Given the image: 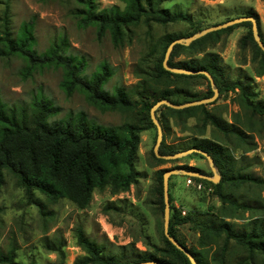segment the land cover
Wrapping results in <instances>:
<instances>
[{
  "label": "trees",
  "instance_id": "obj_1",
  "mask_svg": "<svg viewBox=\"0 0 264 264\" xmlns=\"http://www.w3.org/2000/svg\"><path fill=\"white\" fill-rule=\"evenodd\" d=\"M73 1L75 9L72 15L77 26L94 28L98 41L109 36L114 48L123 47L125 30L140 23L146 26L150 23L162 26L193 24L187 14H174L166 9H159L154 6L152 0H118L124 5L122 10L117 6L99 10L94 0ZM241 17L255 19L259 33V20L254 13ZM240 26L249 29L246 36L241 38L240 47L244 50L248 43L251 44L254 74L256 77H263L264 52L253 39L251 23L244 22ZM235 28L236 26H233L210 33L188 47L174 46L167 65L174 69L204 71L211 76L219 93L237 92L236 104L243 115L242 119L238 113L234 116L233 123L223 122L210 114L205 106L184 110H172L162 106L155 112V118L162 128L169 117L184 122L197 115L201 122L199 134L202 135L206 126L210 125L224 137L223 142L202 140L192 148L206 153L220 175V182L217 185L212 184V190H208L212 191L211 194L220 202L217 213H192L181 217L180 212L170 205L169 236L186 248L178 239L176 228L189 224L190 228L199 234L198 249L188 250L197 264H264V198L259 200L254 197L256 193H264V175L255 177L240 171L234 172L236 160L232 156V152L238 148L237 145H241L243 138L249 136L248 133L258 132L261 125L256 122V118L264 120V101H256V95L250 90L249 82L236 81L227 84L223 80L220 58L216 54L206 52L208 47L219 42L222 35L229 34ZM197 32L199 28L183 36L167 35L160 39L151 47L148 58L142 59L135 67L137 84L129 89L115 87L108 92L104 90V86L111 78L112 72L106 64H101L87 77L85 62L66 54L64 40L54 42L42 53H38L35 50L33 23H22L13 36L4 13L0 26V58L21 60L24 64L20 71L23 80L46 69H57L61 71L59 88L66 98L75 93L80 94L89 106L100 113L127 114L137 108L139 111L135 123L124 122L117 126L104 127L87 120L83 114L70 116L60 122H49L57 115L58 109L42 98L41 94L31 104L30 114L0 102V191L5 171L14 178L17 187L24 191L28 200H31L33 192H38L50 204L66 200L77 210L83 211L89 207L95 192L102 193L107 190L111 196H118L137 185L141 178L140 173L135 170L140 134L155 127L150 118L151 108L162 100L180 105L207 99L213 95L205 76L172 74L162 66L165 52L171 42ZM261 41L264 45V41ZM181 56L185 57V60L175 62ZM195 80L205 82L207 93L200 96V93L190 91L191 82ZM179 84L183 86L179 87ZM251 150L250 145L245 153ZM158 152L162 156L176 154L163 143ZM151 158L153 168L168 162L156 158L153 150ZM175 169L203 174L187 165ZM167 171L168 169H161L154 172V196L162 216V177ZM191 179L201 183L204 190L205 185H210V182L205 180ZM239 189L244 193L242 197L235 195ZM107 206L108 209L113 208L112 203ZM247 213L248 218H244ZM226 218L244 220L245 223L236 229L234 224L225 221ZM161 237L162 248L150 247L152 252L139 253L134 244L130 243L119 248L120 256L112 258L104 256L102 248L90 242L81 227H76L75 244L83 251L84 256L74 264H138L149 261L160 264H190L187 257L177 250L163 233ZM63 248V242H52L48 248L49 253L57 256L55 264H64ZM208 250L211 251L209 258ZM0 264H17L13 247L5 254L0 253Z\"/></svg>",
  "mask_w": 264,
  "mask_h": 264
},
{
  "label": "rangeland",
  "instance_id": "obj_2",
  "mask_svg": "<svg viewBox=\"0 0 264 264\" xmlns=\"http://www.w3.org/2000/svg\"><path fill=\"white\" fill-rule=\"evenodd\" d=\"M94 1L99 10L113 6L122 10L124 7L118 0ZM152 2L157 8L166 9L170 13L187 14L193 22L192 26L184 23L166 26L150 23L146 26L140 23L125 30L123 47L114 48L109 36L98 41L94 28L77 26L72 15L75 9L73 0H0V26L4 13L13 36L22 23L32 22L35 50L38 53H42L52 43L64 40L66 54L85 62L87 77L101 64H106L112 72L111 78L104 86V90L108 92L115 87L129 89L136 85L138 79L134 75L135 67L142 59L148 58L151 47L167 35L183 36L197 28L200 31L254 13L259 20V33L264 41V0H152ZM240 25H235L236 28L229 34L222 35L219 42L208 47L206 52L216 54L220 58L223 80L227 84L236 81L249 82V88L256 95V101H264V76L256 77L254 74L251 44L248 43L244 50L240 47L241 38L246 36L249 30ZM184 60L185 57L181 56L175 62ZM23 67V62L17 58H0L2 104L18 111L25 110L30 114L31 104L41 94L42 98L58 109L57 115L49 122L64 121L78 114H83L87 120L104 127L136 122L138 108L127 114L100 113L89 106L80 94L75 93L66 98L59 88L60 70L46 69L23 80L20 75ZM191 84V92L200 93V96L207 93L204 81L195 80ZM236 93L218 92L217 99L206 105V110L223 122L233 123L234 116L241 114L236 104ZM242 117L241 114L240 118ZM256 122L261 125L258 132L248 133L249 136L243 138L244 142L237 145V150L232 152L236 160L234 172L240 171L243 174L263 177L264 120L256 118ZM165 124L164 128L160 126L161 144L175 153L190 150L202 140L224 141V137L210 125L206 126L202 135L199 134L201 122L197 115L184 122L169 117ZM156 137L155 127L140 134L135 164V170L141 175L138 184L116 197L111 196L107 190L102 193L95 192L89 207L83 211L77 210L66 200L50 204L38 192H33L31 200H28L24 191L17 187L14 178L4 171L0 191V253L5 254L13 247L17 264H55L57 256L49 253L48 248L52 242H63L64 264H74L77 259L84 256L83 251L75 244L76 227H81L84 236L102 248L104 256L112 258L120 256L119 248L130 243L134 244L139 253L152 252L150 247L162 248L163 216L158 211L157 199L154 196L156 185L154 172L187 165L198 169L206 176L212 177V174L206 159L198 154L168 161L153 168L151 151L155 146ZM247 145H251L252 150L245 153ZM216 173L220 177L217 171ZM186 179L181 174L169 178V205L178 210L181 217L192 213L216 214L220 202L211 194L212 191H208L212 190V183L204 184L205 190L198 191L187 187ZM220 180L221 178L219 182ZM235 195L242 197L244 193L239 189ZM254 197L261 200L264 193H256ZM109 203L113 204L112 209L107 208ZM248 216L247 213L244 218ZM225 221L234 224L236 229L245 223L244 220L228 218ZM176 234L186 249H198L199 234L193 231L189 224L178 226ZM208 255L209 258L211 251Z\"/></svg>",
  "mask_w": 264,
  "mask_h": 264
},
{
  "label": "water",
  "instance_id": "obj_3",
  "mask_svg": "<svg viewBox=\"0 0 264 264\" xmlns=\"http://www.w3.org/2000/svg\"><path fill=\"white\" fill-rule=\"evenodd\" d=\"M244 22H250L251 23V30H252L253 39H254L255 43L257 44V46L261 49V51L264 52V45H263V43L260 39L259 33H258L257 23H256L255 19H253L252 17H240V18L232 19L230 21L220 23V24L208 27L206 29L200 30L199 32H197V33H195L189 37L174 40L173 42L170 43V45L168 46V48L165 52L164 59L162 62L163 69L169 73H172V74L187 75V76H190V75H203V76H205L207 78L209 84H210L213 95L207 99L189 102V103H184V104H180V105H175V104L170 103L169 101L162 100V101L157 102L150 110V118H151L153 125L156 128V133H157L156 143H155V146L153 148V153L156 156V158L162 159L164 161H173V160L184 158V157L191 155V154H198L201 157L206 159L208 166L210 168L211 174H212V177H209V176H206L203 174L186 172V171H183L180 169H171V170H168L167 172H165L163 174V177H162L163 205H164V208H163V234H164V237L177 250L182 252L187 257L190 264H197V263L195 262L192 255L189 253L188 249L181 246L177 241H175L172 237H170L169 233H168L169 218H170V205H169V197H168V180L171 176H176V175L181 174L184 177L198 178V179L210 182L213 185H217L219 183L220 177L216 173V169L214 167L212 159L206 153H204L198 149H190V150H187L184 152L176 153L174 155H164V156L160 155L158 150H159V147H160V144L162 141V131H161L160 125L158 124V122L155 118V112L158 108H160L162 106L168 107L172 110H184L187 108H192V107H197V106H206V105L212 104L217 99L218 90L215 88L214 82L208 73H206L204 71H193V70H183V69L170 68L167 65L170 54L173 50V47L176 45H182V46L188 47L193 42L205 37L206 35H208L210 33L221 31V30L227 29L229 27L239 25V24L244 23ZM138 264H160V263L149 261V262H143V263H138Z\"/></svg>",
  "mask_w": 264,
  "mask_h": 264
},
{
  "label": "built area",
  "instance_id": "obj_4",
  "mask_svg": "<svg viewBox=\"0 0 264 264\" xmlns=\"http://www.w3.org/2000/svg\"><path fill=\"white\" fill-rule=\"evenodd\" d=\"M185 184L187 185V187H191L194 188L195 190L201 191L204 190V186L201 183H195L191 178H187L185 181ZM116 197V196H115ZM182 214L184 215L185 213L182 212Z\"/></svg>",
  "mask_w": 264,
  "mask_h": 264
}]
</instances>
